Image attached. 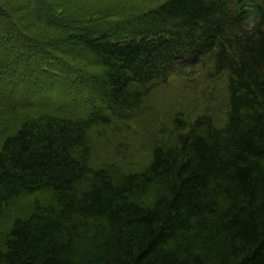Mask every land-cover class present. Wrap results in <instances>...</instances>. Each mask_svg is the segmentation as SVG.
Masks as SVG:
<instances>
[{
    "label": "trees",
    "instance_id": "obj_1",
    "mask_svg": "<svg viewBox=\"0 0 264 264\" xmlns=\"http://www.w3.org/2000/svg\"><path fill=\"white\" fill-rule=\"evenodd\" d=\"M104 1L0 0V264H264V0ZM206 68L223 123L174 116L133 169L143 101Z\"/></svg>",
    "mask_w": 264,
    "mask_h": 264
},
{
    "label": "rangeland",
    "instance_id": "obj_2",
    "mask_svg": "<svg viewBox=\"0 0 264 264\" xmlns=\"http://www.w3.org/2000/svg\"><path fill=\"white\" fill-rule=\"evenodd\" d=\"M161 0H108V2H101L96 6L110 14L111 21L119 18L131 17L139 12L147 10L152 6H156ZM92 29L97 27L104 28L110 24H103L101 21L92 24ZM81 29L85 26H79ZM87 28V27H86ZM16 42L13 41L12 45ZM221 77V78H220ZM173 78L170 84L164 88H161L153 99H145L144 105H148L149 111L139 113V116L132 119L134 122V132L132 139L134 140V147H140L141 151L133 160V169H140L145 166L146 159L153 148L160 143L154 137V132L164 128L168 133V137L162 138L163 145L165 147H173L176 144V132L172 129L173 117L181 115V118L190 124L196 117L205 113H214L213 119L216 123L222 124L224 121L225 113L228 108L227 102V88H226V74L217 78H212L209 73V68L193 77L191 80L183 78ZM59 93V90L56 91ZM85 96L80 92L79 100L81 108H87L85 102ZM142 114V115H140ZM2 118L6 120L7 126L13 128L22 119L18 117H12L10 115H2ZM16 118L18 121L10 120ZM1 129V127H0ZM97 150L99 163L106 164L114 160H109L107 157H111L108 148L96 145L95 139L90 142ZM100 164V165H101Z\"/></svg>",
    "mask_w": 264,
    "mask_h": 264
}]
</instances>
